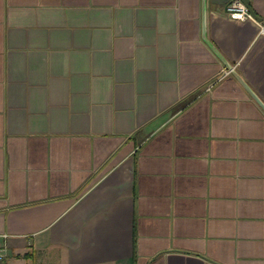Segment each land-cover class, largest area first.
I'll return each instance as SVG.
<instances>
[{
  "label": "crops",
  "instance_id": "obj_1",
  "mask_svg": "<svg viewBox=\"0 0 264 264\" xmlns=\"http://www.w3.org/2000/svg\"><path fill=\"white\" fill-rule=\"evenodd\" d=\"M218 1L0 0V264H264V110L224 68L264 104V0Z\"/></svg>",
  "mask_w": 264,
  "mask_h": 264
},
{
  "label": "water",
  "instance_id": "obj_2",
  "mask_svg": "<svg viewBox=\"0 0 264 264\" xmlns=\"http://www.w3.org/2000/svg\"><path fill=\"white\" fill-rule=\"evenodd\" d=\"M230 0H219L216 2L218 5L225 6ZM247 8L250 16L257 21H261V19L253 12L249 5V0H240ZM203 30V28H202ZM202 38L206 44H208L207 40L204 36V31L202 34ZM224 68L229 72L230 75L234 76L235 79L240 83V85L244 88V90L249 94V96L254 100V102L262 109L264 110V104L259 100V98L248 88V86L243 82V80L236 74L234 68L229 65L228 63H224Z\"/></svg>",
  "mask_w": 264,
  "mask_h": 264
},
{
  "label": "built area",
  "instance_id": "obj_3",
  "mask_svg": "<svg viewBox=\"0 0 264 264\" xmlns=\"http://www.w3.org/2000/svg\"><path fill=\"white\" fill-rule=\"evenodd\" d=\"M225 14L235 20L238 21H245V20H252L253 18L250 16L246 6L240 0H230L224 6ZM226 74L229 72L226 70ZM4 249H0V262L3 261L4 258Z\"/></svg>",
  "mask_w": 264,
  "mask_h": 264
}]
</instances>
